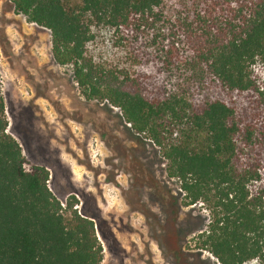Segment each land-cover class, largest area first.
<instances>
[{
  "label": "trees",
  "instance_id": "trees-1",
  "mask_svg": "<svg viewBox=\"0 0 264 264\" xmlns=\"http://www.w3.org/2000/svg\"><path fill=\"white\" fill-rule=\"evenodd\" d=\"M49 31L55 64L159 150L186 206L208 205L195 248L264 262V0H11ZM98 45V46H97ZM0 91V264H100L95 214L23 168Z\"/></svg>",
  "mask_w": 264,
  "mask_h": 264
},
{
  "label": "rangeland",
  "instance_id": "rangeland-1",
  "mask_svg": "<svg viewBox=\"0 0 264 264\" xmlns=\"http://www.w3.org/2000/svg\"><path fill=\"white\" fill-rule=\"evenodd\" d=\"M252 72L264 74L258 64ZM0 91L24 170L46 168L63 207L73 198V209L95 214L100 264H219L193 241L210 207L185 205L159 150L118 109L84 99L71 67L54 63L49 31L14 14L11 0H0Z\"/></svg>",
  "mask_w": 264,
  "mask_h": 264
},
{
  "label": "flooded vegetation",
  "instance_id": "flooded-vegetation-1",
  "mask_svg": "<svg viewBox=\"0 0 264 264\" xmlns=\"http://www.w3.org/2000/svg\"><path fill=\"white\" fill-rule=\"evenodd\" d=\"M58 113H59V115H60V117H61V116H62V113H61L60 111H59ZM95 229H96V226H95Z\"/></svg>",
  "mask_w": 264,
  "mask_h": 264
}]
</instances>
